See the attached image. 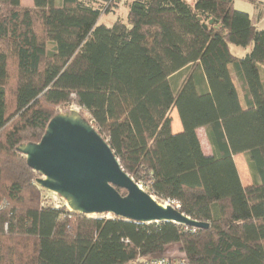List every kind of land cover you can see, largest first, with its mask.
<instances>
[{"label":"trees","instance_id":"1","mask_svg":"<svg viewBox=\"0 0 264 264\" xmlns=\"http://www.w3.org/2000/svg\"><path fill=\"white\" fill-rule=\"evenodd\" d=\"M32 3L0 0V264H140L172 244L195 264H264V28L233 0H131L110 26L99 17L113 0ZM70 104L137 183L208 227L41 205L17 146Z\"/></svg>","mask_w":264,"mask_h":264},{"label":"water","instance_id":"2","mask_svg":"<svg viewBox=\"0 0 264 264\" xmlns=\"http://www.w3.org/2000/svg\"><path fill=\"white\" fill-rule=\"evenodd\" d=\"M215 21L210 18L202 25L207 28ZM17 150L39 173L36 183L64 198L72 211L111 214L141 223L208 227L207 222L190 218L172 202L162 203L143 189L123 169L106 138L77 109L56 113L38 142L21 143Z\"/></svg>","mask_w":264,"mask_h":264},{"label":"rangeland","instance_id":"3","mask_svg":"<svg viewBox=\"0 0 264 264\" xmlns=\"http://www.w3.org/2000/svg\"><path fill=\"white\" fill-rule=\"evenodd\" d=\"M86 1H89L94 6H101L102 4L105 3V0H86ZM130 1L131 0H113L114 6H111V9L108 12H102L101 13V15L99 17V22L104 23L105 25H112V23H113V21L115 19H120L122 21H126V10H127L126 6L128 5V3ZM186 1L189 2V3L192 2V0H186ZM21 4L23 6H31L33 3H32V0H21ZM249 13H250L251 17H253L252 13L251 12H249ZM251 19H252V21L254 23H257V21L255 19H253V18H251ZM257 26L261 27V28H264V19L261 22H259L257 24ZM230 50L236 56H243L249 50V47H242V46H237V45L230 44ZM105 57H106V61L105 62L107 64V66H108L107 55ZM233 78H234L235 82L238 85L239 94L241 95L242 91H241V88H240V86H239L234 74H233ZM241 97H242V95H241ZM70 108L78 109V110L80 109V107L78 105L70 104L68 106H58L56 110L58 112H61V111L64 112V111H67ZM83 114L87 118L90 119V115H89L88 112L84 111ZM172 114L177 116V112H176L175 109L172 111ZM200 137L202 139L204 147H206L204 149H207L208 142H206L202 130H200ZM237 164H238V167L240 168V172H241V176H242L243 180H249L250 173L248 171L246 158L243 155H240V156L237 157ZM140 186L147 191L146 186H142L141 184H140ZM45 191H47V190H45ZM155 198H157V197H155ZM159 201H161L162 203H165L166 200L164 202L162 200H159ZM173 204L176 205L175 203H173ZM87 216L95 217V216H98V214H90V215H87ZM100 216L109 217V216H111V214H105V215H100ZM179 254H182V251L180 250L179 244L170 245L167 248V252L165 253V255H179Z\"/></svg>","mask_w":264,"mask_h":264},{"label":"crops","instance_id":"4","mask_svg":"<svg viewBox=\"0 0 264 264\" xmlns=\"http://www.w3.org/2000/svg\"><path fill=\"white\" fill-rule=\"evenodd\" d=\"M192 2H193V0H192ZM192 2H190V3H192ZM233 5L236 9L245 11L249 15H250L249 12H251L253 17H251V15H250V17L257 21V23L253 22L256 26L259 22H261L264 19V0H233ZM126 9H127L126 10V13H127L128 5L126 6ZM99 23H101V22H99ZM108 26H110V25H108ZM259 28H261V27H259ZM171 117H172L171 128H172L173 133H177V132L181 131L182 126H181V123L179 121L178 115L176 116V115L172 114V112H171ZM200 130L203 131L204 138H205L206 142H208L207 149H204L206 147H204V144H203L202 139L200 137ZM196 131H197L198 139L200 141L201 148H202L203 152L206 155H211L213 153V151H212L211 144L209 143L208 138H207L206 128L205 127H199V128H197ZM240 155H242V154H236L233 156V158H234V162L236 164V167L238 169V173H239L241 182L244 186H246V185H249L252 183V178L250 176L249 180H243V178L241 176L240 168L238 167V164H237V157Z\"/></svg>","mask_w":264,"mask_h":264},{"label":"built area","instance_id":"5","mask_svg":"<svg viewBox=\"0 0 264 264\" xmlns=\"http://www.w3.org/2000/svg\"><path fill=\"white\" fill-rule=\"evenodd\" d=\"M45 204L52 205L54 207L65 206L67 209H69L64 198H62L60 195L54 192L44 190L42 192L41 205H45ZM140 264H195V263L189 261L182 252V254L179 255L163 254L162 256L159 257L145 259L142 260Z\"/></svg>","mask_w":264,"mask_h":264}]
</instances>
